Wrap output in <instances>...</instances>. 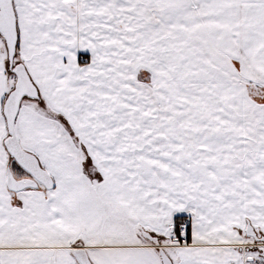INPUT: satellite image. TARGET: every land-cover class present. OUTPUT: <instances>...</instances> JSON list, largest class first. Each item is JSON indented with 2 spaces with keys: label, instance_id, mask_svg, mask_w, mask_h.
Segmentation results:
<instances>
[{
  "label": "snow or ice",
  "instance_id": "6c2138e0",
  "mask_svg": "<svg viewBox=\"0 0 264 264\" xmlns=\"http://www.w3.org/2000/svg\"><path fill=\"white\" fill-rule=\"evenodd\" d=\"M0 264H264V0H0Z\"/></svg>",
  "mask_w": 264,
  "mask_h": 264
}]
</instances>
